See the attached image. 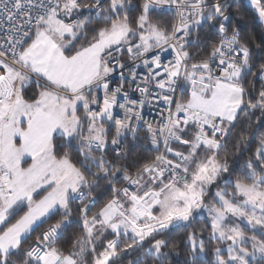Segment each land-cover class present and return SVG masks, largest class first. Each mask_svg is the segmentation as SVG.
Segmentation results:
<instances>
[{"label": "snow or ice", "instance_id": "obj_1", "mask_svg": "<svg viewBox=\"0 0 264 264\" xmlns=\"http://www.w3.org/2000/svg\"><path fill=\"white\" fill-rule=\"evenodd\" d=\"M233 7L0 0V264H171L178 227L185 264H264V47Z\"/></svg>", "mask_w": 264, "mask_h": 264}, {"label": "trees", "instance_id": "obj_2", "mask_svg": "<svg viewBox=\"0 0 264 264\" xmlns=\"http://www.w3.org/2000/svg\"><path fill=\"white\" fill-rule=\"evenodd\" d=\"M235 5H239V7H236ZM233 13V25L237 27L241 34L245 36L246 39L249 40V43L253 46L256 44L261 45V47H264V25L260 23V21L255 17V14L253 10L250 8L248 4V0H234V7L232 8ZM217 37L213 36L212 33L209 32L207 27L201 29L200 31V47H207L208 41L213 40L215 41ZM190 51L195 52L196 48L193 47ZM257 87H259V84H257ZM243 128V124H240L237 126V131H240V129ZM260 133H264V129H261L260 132L256 133L257 137ZM141 136H143V133H141ZM129 143V158L128 162L132 163L133 161H136L138 159H141L144 155V145L143 141L139 142L136 146H133L131 142ZM255 147V140H251L249 142V148L251 150H254ZM234 151L232 148V145H229V152L230 154ZM250 153H242L237 154L236 156L230 155V162H235L236 160L239 161V164L242 166L244 159L247 155ZM101 192L104 191L103 188L100 190ZM99 196V193H97ZM103 199V198H101ZM203 221L201 220L199 223L195 225V227L199 228ZM190 229H186L184 227H178L173 229L169 234V239H171L174 243L179 245V247L175 250V252L170 256L171 264H185L186 259V250L183 244V240L185 238V233L189 231ZM70 231H78V228H72ZM207 243V241H206ZM211 255L207 257L204 264H210L211 262Z\"/></svg>", "mask_w": 264, "mask_h": 264}, {"label": "built area", "instance_id": "obj_3", "mask_svg": "<svg viewBox=\"0 0 264 264\" xmlns=\"http://www.w3.org/2000/svg\"><path fill=\"white\" fill-rule=\"evenodd\" d=\"M166 58H171L170 54H166ZM114 83L119 80L118 76H114ZM135 95V94H134ZM144 114L146 119H159V116L157 114V109L150 106H145L144 108Z\"/></svg>", "mask_w": 264, "mask_h": 264}, {"label": "rangeland", "instance_id": "obj_4", "mask_svg": "<svg viewBox=\"0 0 264 264\" xmlns=\"http://www.w3.org/2000/svg\"><path fill=\"white\" fill-rule=\"evenodd\" d=\"M242 227H243V225H242ZM246 231H247V229H246Z\"/></svg>", "mask_w": 264, "mask_h": 264}]
</instances>
